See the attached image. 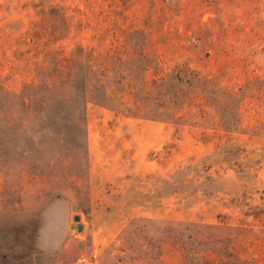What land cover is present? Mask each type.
<instances>
[{
	"label": "rangeland",
	"instance_id": "1",
	"mask_svg": "<svg viewBox=\"0 0 264 264\" xmlns=\"http://www.w3.org/2000/svg\"><path fill=\"white\" fill-rule=\"evenodd\" d=\"M0 264H264V0H0Z\"/></svg>",
	"mask_w": 264,
	"mask_h": 264
},
{
	"label": "trees",
	"instance_id": "2",
	"mask_svg": "<svg viewBox=\"0 0 264 264\" xmlns=\"http://www.w3.org/2000/svg\"><path fill=\"white\" fill-rule=\"evenodd\" d=\"M60 32V30H59ZM58 39V29L54 27L53 22L46 21L42 18L38 21H33L29 29H27L19 39V44H28L29 49L34 48L36 52L43 51L46 57H49L52 62V67L44 71V67L36 65L38 73L44 72L41 82L47 86L49 82H58V73L61 77V82H64L69 75L70 60L64 55H58V49H52L50 44ZM49 77L51 80L49 81ZM29 85V84H25Z\"/></svg>",
	"mask_w": 264,
	"mask_h": 264
},
{
	"label": "water",
	"instance_id": "3",
	"mask_svg": "<svg viewBox=\"0 0 264 264\" xmlns=\"http://www.w3.org/2000/svg\"><path fill=\"white\" fill-rule=\"evenodd\" d=\"M73 219L74 220H78L79 219V215L78 214H74L73 215ZM76 229L77 230H81L82 229V224L81 223L76 224Z\"/></svg>",
	"mask_w": 264,
	"mask_h": 264
}]
</instances>
